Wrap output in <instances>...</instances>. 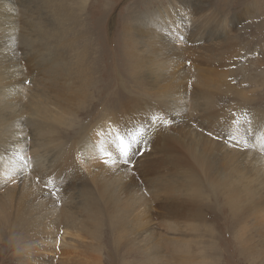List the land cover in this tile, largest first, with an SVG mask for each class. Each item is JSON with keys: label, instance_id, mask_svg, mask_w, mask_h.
<instances>
[{"label": "rangeland", "instance_id": "rangeland-1", "mask_svg": "<svg viewBox=\"0 0 264 264\" xmlns=\"http://www.w3.org/2000/svg\"><path fill=\"white\" fill-rule=\"evenodd\" d=\"M171 1L0 0V93L8 86L18 91L10 117V97L0 95V157L24 155L26 164L23 176L12 170L0 176V187L11 188L0 192V200L11 194L14 207L24 187L31 221L19 230L0 219V264H188L200 254L212 264H264V218L232 220L212 192L203 200L192 185L181 191L162 184L190 179L193 171L199 182L196 160L204 142L211 145L207 157L216 173L230 144L241 150L244 140L264 139L245 123L248 111L264 107V0ZM60 63L67 74L58 73ZM158 91L161 98L182 95L199 112L182 113L172 101L163 105ZM207 102L227 121L205 112ZM240 102L243 120L229 116ZM37 108H52L61 119L47 122ZM154 115L170 122H154ZM15 116L19 128L12 136L5 127ZM117 134H139L127 160L117 150ZM45 137L57 142V151L82 139L98 147L89 163L107 190L97 201L98 219L87 220L86 231L79 203L84 171L73 177L61 162L57 171H36L32 156L50 151ZM102 150L113 154L120 169L104 163ZM101 163L105 172L96 171ZM139 191L146 197V217L118 210L114 232V198L131 200ZM181 204L185 208L178 209ZM188 210L201 216H186ZM65 211L74 218L63 216ZM183 242L193 248L189 259ZM241 246L251 247V254Z\"/></svg>", "mask_w": 264, "mask_h": 264}, {"label": "bare ground", "instance_id": "bare-ground-1", "mask_svg": "<svg viewBox=\"0 0 264 264\" xmlns=\"http://www.w3.org/2000/svg\"><path fill=\"white\" fill-rule=\"evenodd\" d=\"M184 1L185 0H172L171 2L175 5H179V3H182ZM4 19H6V17ZM5 57L6 55H3L2 58ZM56 69L61 75H65L68 72V66L63 63L56 64ZM17 92L18 91L15 88H13L12 86H8L5 87V91L2 89V93H0V95H4L5 97H10V100L8 102V107L10 110L9 117L12 115V111L10 109L11 101L15 93ZM238 93H240L241 100L246 99V95L243 92L241 93L240 91ZM161 97L162 95L160 91H158L156 93L158 102L166 105L170 101H172L179 107L182 113H184L185 111L187 114H196L199 112V106L196 105V103L189 104V102L178 93L173 95V97H171L170 99H168L167 97ZM58 106H60L61 108V105ZM47 109L48 108L41 110L37 108L39 114L43 112V120L48 122L50 118H54L57 121L61 119V116L59 114H51L52 108H50V110L46 112ZM204 110L205 112L214 116L217 122L223 123L227 121L224 116L222 117L216 112V107L212 102H207L205 104ZM242 110L243 108L241 107L240 102L236 104V106L234 107V111L230 112L229 116H233L234 118L243 120L241 118V116L244 115ZM246 115L247 120H245V123L250 125V131L252 133H256L259 138H264V107H254L251 111H248ZM17 118L18 117L15 116V119H12V122L8 123L5 127L11 131L12 136L17 135L16 130L19 128L17 125ZM101 123L97 124L94 127V130H96V128L99 127ZM83 127L85 128L86 126ZM86 129H83L85 131V134H87L88 132ZM226 132L230 133L231 129L227 128ZM43 141H45V145L49 147L50 151L47 152L44 157L43 154H34L32 156L33 161L37 163V166L35 165V167H37L36 171L42 173L43 170L46 172L49 168V170L53 172L57 171L62 165L66 166L68 170H71V175L73 177H78L79 171H84L83 176L85 178V181L79 187V203L80 207L83 209V229L86 231L88 228L86 221L89 219H98L97 201L106 195L107 190L104 186L105 181L100 182L98 179H96L97 174L96 172H94V174L92 173L89 163L91 161L93 162L96 159L98 147L94 146V142L90 139H82L81 142L78 141L64 144L57 151V142L48 137H45ZM111 144H109L108 147L111 146ZM75 145H77L76 148ZM179 149L182 153H185V146L183 144L179 145ZM210 149L211 145L206 142L201 145V152L196 160V163L199 165L200 171L199 182L196 178V172L193 171L190 179L181 177L178 182L166 180L162 184L169 189H172L173 187L178 185L181 191L192 185L194 193L198 196H203V200H206L207 198L206 192L210 191L214 196V200L220 199L227 207L232 220L241 221L251 215L253 218L261 221V219L259 218H264V152L261 151V141L248 139L247 147L241 150H237V147L234 144H230L229 151L226 152L228 158L223 164L220 165L219 170L216 173H213L212 165L209 161V158L207 157L208 151ZM19 150V147H17L16 149H14L13 153H15L16 151L18 152ZM35 151L36 150H33V153ZM239 152L246 155V162L241 161L238 156ZM101 155L102 154L100 153L99 156ZM22 162H25L24 155L19 158L8 155L5 156V158L0 157V176H3V174L8 170H12L15 173L21 172L23 176L24 170L26 169V164H23ZM60 162L62 163V165H59ZM115 165L117 167L118 164L116 163ZM119 166L120 165H118V168ZM99 167L100 170L96 171L105 172L107 170L103 168L102 163L99 165ZM116 172L117 173L113 175V179L118 180L121 176L118 171ZM75 174L77 175L75 176ZM19 180H22V178L19 177ZM9 188V186H2L0 187V192L3 193L9 191ZM115 191L116 189L113 190V193ZM28 197L29 192L24 187H21L20 194L16 197L15 206L13 207L12 196L11 194L7 193L6 196L2 200H0V219H5L8 224L10 223L11 226L18 227L19 230L23 227L28 229L31 224L30 219L27 218V208H29V203H27L26 199ZM181 201L183 202V199H181ZM113 202L116 208L112 211L111 214L110 227L114 229V232H117L119 228L117 223L118 210H124L125 212L132 210L136 212V217H146L144 209V206L146 204V197L140 191L131 200H128L127 198V201H123L121 197L117 196L114 198ZM252 207H256L257 209L254 212H249ZM183 208H185V205L181 204L178 209ZM185 214L186 216H201L199 212L190 210H188ZM62 215L68 218H74V214L71 211H65L62 213ZM129 215V213H125L123 216ZM134 219L135 221H140V219L138 218L134 217ZM262 221H264V219H262ZM172 228L173 231H175V228ZM150 231L152 232V230ZM95 232V229L90 230L91 234H94ZM170 244H173V242H170ZM181 246V251L185 252L187 255L186 258L189 259L191 257L193 248H189L187 242H183ZM240 250L242 253L244 252V254L250 255L252 248L248 246H241ZM152 257L153 255L151 254L150 258ZM24 258L25 257L23 256L21 260ZM188 264H212V262L209 260L208 256L205 257L200 254V259L198 261L189 262Z\"/></svg>", "mask_w": 264, "mask_h": 264}, {"label": "snow or ice", "instance_id": "snow-or-ice-1", "mask_svg": "<svg viewBox=\"0 0 264 264\" xmlns=\"http://www.w3.org/2000/svg\"><path fill=\"white\" fill-rule=\"evenodd\" d=\"M152 120L154 122L159 121L165 125H167L170 122L167 119H163L161 116H158V115H154L152 117ZM230 139L233 141H236L235 136H230ZM139 142H140L139 134H130L129 139H125L124 136L117 134L116 135V147H117L120 157L127 160L130 153L132 152L133 146L138 144ZM243 143L247 144V141L244 140ZM261 151L264 152V139L261 140ZM103 154L104 156L108 157V159H105L104 163L113 164V165L117 163L116 158L113 156L111 152L103 151Z\"/></svg>", "mask_w": 264, "mask_h": 264}]
</instances>
